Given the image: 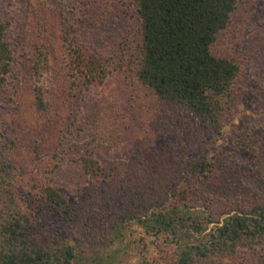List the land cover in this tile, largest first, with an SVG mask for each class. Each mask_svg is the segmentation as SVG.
<instances>
[{
    "label": "rangeland",
    "instance_id": "374dc122",
    "mask_svg": "<svg viewBox=\"0 0 264 264\" xmlns=\"http://www.w3.org/2000/svg\"><path fill=\"white\" fill-rule=\"evenodd\" d=\"M0 23L12 57L9 71L0 69V146L17 204L36 221L35 240L72 245L75 264H175V244L124 218L128 207L143 215L151 203L185 205L217 220L264 205V0H239L214 42L240 75L219 124L200 128L155 115L158 104L134 76L139 25L129 0H0ZM85 53L99 75L91 83L75 65ZM39 88L44 110L36 106ZM155 171L157 187L147 179ZM133 174L145 182L127 186ZM108 184L112 205L102 198ZM46 185L66 202L55 205Z\"/></svg>",
    "mask_w": 264,
    "mask_h": 264
},
{
    "label": "trees",
    "instance_id": "16d2710c",
    "mask_svg": "<svg viewBox=\"0 0 264 264\" xmlns=\"http://www.w3.org/2000/svg\"><path fill=\"white\" fill-rule=\"evenodd\" d=\"M129 1L139 25L134 76L158 104L154 107L155 115L158 112L169 123L184 128L219 124L226 104L236 92L240 65L215 53L213 45L230 24L239 0ZM3 34L0 23V69L7 73L12 57ZM43 47L46 53L50 51V46L43 44ZM85 54L77 55L79 60L75 65L82 70L85 81L91 83L99 75H95L94 57ZM42 95L39 88L36 106L44 110ZM98 115L100 113L93 117L96 126ZM153 157L158 158L160 154L153 153ZM9 164L0 146V264H75L78 254L72 245L58 238L44 242L35 240L36 221L17 204V181ZM200 166L204 170V161ZM156 171L147 177L154 187L161 185L162 175ZM164 176L167 177V173ZM140 177L133 174L125 182L129 187L140 181L143 184L145 179ZM107 186L102 190V198L112 205L110 199L114 192L110 184ZM43 189L55 205L66 202L54 187L46 185ZM184 206L151 203L143 215L128 207L130 212L126 210L124 218L136 220L146 233L169 238L175 244V264H203L214 259L234 258H240V264H264V205L247 211L231 209L221 213L223 217L217 220L203 217L207 214L204 209ZM116 214L124 213L122 210ZM211 223L214 224L208 227ZM190 230L199 236L195 238ZM111 231L118 238L121 227L116 223L114 227L111 225Z\"/></svg>",
    "mask_w": 264,
    "mask_h": 264
}]
</instances>
